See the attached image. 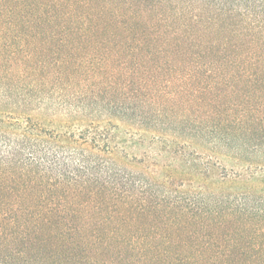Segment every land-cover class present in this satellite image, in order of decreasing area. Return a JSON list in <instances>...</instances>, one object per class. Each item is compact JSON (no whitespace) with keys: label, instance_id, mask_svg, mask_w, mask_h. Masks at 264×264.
<instances>
[{"label":"trees","instance_id":"trees-1","mask_svg":"<svg viewBox=\"0 0 264 264\" xmlns=\"http://www.w3.org/2000/svg\"><path fill=\"white\" fill-rule=\"evenodd\" d=\"M184 1L201 6L175 33L186 38L159 41L66 40L131 31L29 25V13L0 10V264H217L209 250L138 246L136 213L163 204H138L131 190L154 185L112 157L114 120L238 161L237 134L264 130V0ZM33 114L86 129L57 134ZM181 197L167 230L210 200Z\"/></svg>","mask_w":264,"mask_h":264},{"label":"rangeland","instance_id":"rangeland-1","mask_svg":"<svg viewBox=\"0 0 264 264\" xmlns=\"http://www.w3.org/2000/svg\"><path fill=\"white\" fill-rule=\"evenodd\" d=\"M2 9L29 13L31 17L26 20L29 25L86 29L117 27L125 32L131 31L120 36H69L64 38L66 40L159 41L186 38L175 33L190 29L192 17L198 14L201 6L195 4L191 7L184 0H26V4L23 0H3L0 2ZM40 15L43 18H32ZM9 23L15 21L9 20ZM137 28L152 35H131ZM33 115L42 128L57 134H79L86 129V124H69L60 116L41 118ZM112 125L117 127L112 128L116 140L111 145L118 146L112 155L116 163L136 174L137 179L154 185V188L137 186L131 190L138 204H163L152 208L151 213L150 210L140 215L136 213L135 230L143 240L138 246L173 251L209 250L216 255L217 264H264V237L259 236L264 234V130L251 128L247 134H237L238 143L243 146L238 161L220 152H212V149L207 151L202 139H198L200 144L197 146L178 148L183 143L177 147L166 136L130 132L117 120ZM209 148H213L212 145ZM133 159L141 164H129ZM186 194L210 200L190 211L187 218L192 222L186 227L167 230L162 225L163 220L180 218L181 208L174 207V202L181 196V199L188 197ZM242 207L246 209L242 212L245 214L239 212Z\"/></svg>","mask_w":264,"mask_h":264}]
</instances>
